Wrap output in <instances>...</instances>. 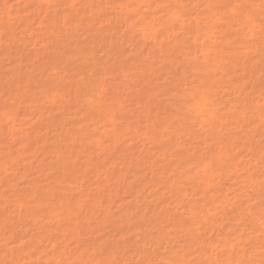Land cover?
<instances>
[{
	"label": "rangeland",
	"instance_id": "obj_1",
	"mask_svg": "<svg viewBox=\"0 0 264 264\" xmlns=\"http://www.w3.org/2000/svg\"><path fill=\"white\" fill-rule=\"evenodd\" d=\"M2 100L0 264H264V0H0Z\"/></svg>",
	"mask_w": 264,
	"mask_h": 264
},
{
	"label": "bare ground",
	"instance_id": "obj_2",
	"mask_svg": "<svg viewBox=\"0 0 264 264\" xmlns=\"http://www.w3.org/2000/svg\"><path fill=\"white\" fill-rule=\"evenodd\" d=\"M3 1H8V0H3ZM140 1H143V2H146L147 0H139V2ZM134 2V1H133ZM135 2H136V0H135ZM55 16H57V14L55 15ZM68 20V18L66 19V21ZM124 22L126 23V24H128V27L130 28V27H134L135 26V24H133L132 22H128V20H124ZM147 24V26L145 27L146 29H151L152 27H151V23L149 24V23H146ZM156 33H153V35H155ZM66 44H64L63 45V49L66 51V49H67V47L65 46ZM34 48V53H33V51H31V52H29L28 54H29V56H31L30 58H31V62L33 61V67L31 66V68H33V69H29V70H27L25 73H23V74H21V72L20 73H18L17 74V79L15 78L14 80L16 81V82H18V85L19 86H23L24 84L23 83H26V82H28V81H30L31 80V78H35L36 77V75H34V72H35V70L37 71V70H39V68L37 67V66H35L36 64H35V60H37L38 62L39 61H41V60H45V59H55V57L58 55L53 49L51 50V49H47V51L45 50V51H43L42 53H40V52H36L35 51V47H33ZM50 48V47H49ZM32 49V48H31ZM30 50V49H29ZM68 50V49H67ZM36 52V53H35ZM24 55H27V54H24ZM21 56H22V54H21ZM28 56V55H27ZM23 57V56H22ZM35 57H36V59H35ZM18 58H19V56H18ZM26 58V57H25ZM29 58V57H28ZM29 58V59H30ZM32 58H33V60H32ZM22 60V59H21ZM16 61V60H15ZM36 61V62H37ZM14 62V61H13ZM21 62V61H20ZM24 62H21V64H23ZM20 64V63H19ZM39 64V63H38ZM37 64V65H38ZM27 65H29V64H27ZM22 66H25V65H22ZM39 66V65H38ZM19 67V66H18ZM35 67L37 68V69H35ZM16 68V67H15ZM25 68V67H24ZM27 68H29V67H27ZM23 69V68H22ZM26 69V68H25ZM53 69H55V67H53ZM21 70V69H20ZM14 71H15V69H14ZM10 72H12V70L10 71ZM54 73H59L60 71L59 70H54L53 71ZM17 73V72H16ZM61 74H62V78H63V72L61 71ZM13 76V75H12ZM14 78V77H13ZM93 78V77H92ZM2 79V78H1ZM46 79V78H45ZM43 77H41L40 79H38L39 81H37V83H39V82H41V81H43V82H48L49 84H46V86H45V92H46V97H48V98H54L55 96H56V94H58L59 93V90H64V84H63V82L61 81L62 79L59 77V79H57V80H53V81H51V80H49V81H46ZM11 80V79H10ZM12 81H13V79H12ZM15 81H14V83H15ZM22 81H24V82H22ZM29 83H31V82H29ZM33 83V82H32ZM28 83H26V85H27ZM34 85H35V81H34ZM21 86V87H22ZM28 87V86H27ZM27 87H25V88H27ZM35 87V86H34ZM19 88V87H18ZM28 89V88H27ZM27 89H26V91H19V89H18V91H17V93H15V94H17V95H19L20 97H26L27 99L28 98H32L33 97V95H34V93H35V90H33L32 92L31 91H29V89H28V91H27ZM98 89H100L99 87H98ZM65 91V90H64ZM5 106L8 110L6 111V112H3V109L1 108L2 106ZM0 108L2 109V111L0 110V117H1V119L3 120V122L4 123H2V121H1V123H0V128H2L3 130H6V127H4L5 125L7 126V131H6V134H7V137L8 136H14V132H15V130H16V125L17 124H20V123H16L17 121V119H16V115H17V109H16V106H15V103L14 102H11V103H9L8 101H4V100H2L1 102H0ZM4 110H6V109H4ZM31 127H27L24 131H28L29 129H30ZM0 133L2 134V133H4V132H1L0 131ZM28 134V139L30 140V141H32L33 140V138H32V135H31V133L29 132V133H27ZM2 136H4L3 134H2ZM0 138H2V137H0ZM6 138V137H5ZM35 138V137H34ZM2 140H3V138H2ZM6 141V140H5ZM223 142L221 141L220 142V151H219V154L221 155L222 153H223V151L225 150V148H226V143H223ZM2 143H1V139H0V145H1ZM4 147H5V145H4ZM3 146H2V148H4ZM9 147V146H8ZM6 148V147H5ZM10 148V147H9ZM0 150H2L1 148H0ZM3 150H5V149H3ZM7 150V149H6ZM11 157V162L12 163H15V164H18V160H16L14 157H13V153L11 152V150H8V151H2L1 152V154H0V160H8V158H10ZM8 167L7 168H5V169H1L0 170V172H2L1 174L3 175V176H5L6 174H8ZM214 195V194H213ZM215 196V195H214ZM213 196V197H214ZM206 199H209V197L207 196V195H205V200ZM6 202V201H5ZM264 205V200H260V201H258L255 205H253V208L255 209V214H260L261 212H262V210H261V206H263ZM97 210H98V213H99V216L97 217V218H99V217H102V215H105V216H111V215H114L113 213H112V211H111V209H109L107 206H99V207H97ZM205 211H207L208 212V214H209V216H206V214L205 215H203V218L205 219V224H201V225H197L196 223H194L193 221H191L190 222V225L188 226V227H186V228H184V230H187V231H191V230H198V231H200V230H205L206 229V225H208V224H210L211 222H212V220L210 221L209 220V217H210V215H211V213H210V209H207L206 208V204H203L202 205V209H201V211L200 212H197V213H193V216L194 217H196L197 215H201L200 213L202 212H205ZM128 214L130 215H135L134 214V212L133 211H128ZM137 215V214H136ZM138 216V215H137ZM180 222V221H179ZM178 222V223H179ZM100 224H102L103 223V219H100V222H99ZM124 226V225H123ZM126 226V225H125ZM135 227H136V229H138V230H140L141 228H142V225H140L139 223H136L135 222ZM74 234H77V235H80V232L78 231V232H75ZM120 240H124V239H120ZM117 241V240H116ZM240 241V240H239ZM239 241L238 242H236V244H238L239 243ZM118 242V241H117ZM229 243H230V245H232L231 246V248H230V250H235V248L237 247L236 246V244H234V242H232V241H228ZM93 243H94V247L93 248H95V247H105L109 252H110V255H111V260H112V262L116 259V258H118V254H120L121 253V250H120V247H119V245H118V243H116V242H108V243H103V244H99V243H97V240L96 239H94V241H93ZM89 251V250H88ZM84 254H85V252H81L79 255L80 256H84ZM232 254L233 253H231L230 255H229V257H228V259H231V258H234V256H232ZM245 256H243V258H244Z\"/></svg>",
	"mask_w": 264,
	"mask_h": 264
}]
</instances>
